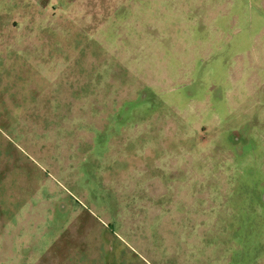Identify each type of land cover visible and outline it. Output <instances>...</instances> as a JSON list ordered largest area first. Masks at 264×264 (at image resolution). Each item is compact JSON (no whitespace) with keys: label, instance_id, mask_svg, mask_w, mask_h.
Returning a JSON list of instances; mask_svg holds the SVG:
<instances>
[{"label":"rangeland","instance_id":"obj_1","mask_svg":"<svg viewBox=\"0 0 264 264\" xmlns=\"http://www.w3.org/2000/svg\"><path fill=\"white\" fill-rule=\"evenodd\" d=\"M0 264H264V0H0Z\"/></svg>","mask_w":264,"mask_h":264}]
</instances>
